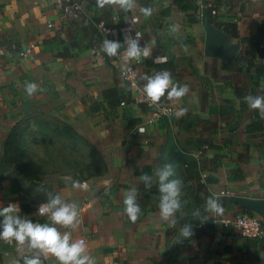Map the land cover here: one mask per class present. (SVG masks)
<instances>
[{"label": "crops", "instance_id": "1", "mask_svg": "<svg viewBox=\"0 0 264 264\" xmlns=\"http://www.w3.org/2000/svg\"><path fill=\"white\" fill-rule=\"evenodd\" d=\"M144 1L149 5L136 0L130 12L106 7L113 10L115 24L108 38L121 42L119 56L107 57L88 46L89 37L82 39L79 46L71 41L69 33L76 30L68 32L70 21L61 17L62 6L69 2L78 7L81 15L98 17L102 10L95 6V0H0V162L7 137L5 122L10 121L11 113H59L106 163L103 174L80 181L88 184V191L73 190L71 183L50 185L53 195L78 205V226L59 230L70 231L73 240L84 239L97 264H253L254 260L264 264L262 240L246 239L222 223L240 212L238 206L229 203L231 197L264 199V118L243 100L246 95H264V80L255 84L243 56L248 42L258 40L264 0L217 3V21L236 24L237 38L227 36L229 44L239 47L238 61L205 53L202 10L205 2L209 7L216 0H200L196 13L178 11L171 0ZM144 6L153 8L151 17L140 14ZM173 24L179 26L175 33L169 31ZM125 29L131 36L140 32L141 43H146L151 53L156 34L164 42L163 62L152 54L142 62H130L136 74V92L121 76ZM29 45L34 48L22 58L20 53ZM58 53L66 56L59 58ZM168 62L173 64V69L167 70L173 83L187 84L189 92L180 102L167 105L172 108L170 116L151 121L158 106L140 101L144 95L139 77L166 70L155 66ZM29 83L42 91L29 96L25 92ZM116 87L125 95L129 93L134 102L110 109L102 92ZM181 107L187 108L185 116H191L193 121V127L183 132L175 127L179 119L175 112ZM143 125L145 133L133 135ZM169 131L180 149L194 155L196 161L200 152L190 150L196 146L203 149L206 171L198 169L196 174L213 198L228 201L219 217L207 213L206 233L189 239L181 238L180 223L163 222L159 214L150 213L135 223L123 214L125 192L144 188L138 177L154 174L159 167L160 147ZM235 169L240 170L242 179H232L230 173ZM46 201L17 191L0 176V208L10 203L19 209L26 205L32 212L23 218H37L36 209ZM39 221L50 223L44 217ZM17 259L15 245L0 241V264H12ZM43 264L57 262L49 257L43 259Z\"/></svg>", "mask_w": 264, "mask_h": 264}, {"label": "clouds", "instance_id": "2", "mask_svg": "<svg viewBox=\"0 0 264 264\" xmlns=\"http://www.w3.org/2000/svg\"><path fill=\"white\" fill-rule=\"evenodd\" d=\"M136 5V0H95L98 9L106 7H117L122 11L130 12ZM140 14L145 17L153 15L151 6H144L139 9ZM178 25L173 24L169 31L177 32ZM124 45L126 46L121 63L122 78L134 79L135 73L129 67L131 61L142 62L151 56V48L142 44V34L136 32L135 36L128 35V29L123 30ZM121 42L117 39L105 38L100 47V52L107 57H118L120 54ZM159 62L166 60L164 57L155 58ZM143 81L142 92L147 102L159 106L162 100L177 103L189 92L187 84L180 85L173 83L172 74L167 71H159L152 75L139 77ZM139 87V85H138ZM38 90L37 85L29 83L25 87V92L31 96ZM247 106L252 110H257L264 118V95H246L243 98ZM187 114V108L181 107L176 112L177 118H182ZM140 132H144L141 128ZM145 189H152L155 185L159 192V217L163 222H170L175 225L176 214L181 210L182 181L178 175V165L167 162L159 166L154 174H141L138 177ZM71 181L73 190L88 191V184L78 180ZM105 183H110L106 181ZM139 190L132 188L125 192L123 198V214L127 216L131 223H135L141 212L137 202ZM221 202L213 197L206 199L204 212L219 217L223 214ZM198 216L200 212L196 213ZM36 215L46 218L50 223L33 222L30 219L19 215V208L16 204H8L0 208V241L6 244H14L19 259L12 261V264H43L44 258H53L57 264H97L96 258L92 256L84 239L73 240L70 231L59 230L75 229L79 224L78 205L74 202L68 203L62 200L60 195L47 193V201L39 205ZM209 217L203 216L201 221H206ZM191 225L185 224L180 229L182 239H189L192 236Z\"/></svg>", "mask_w": 264, "mask_h": 264}, {"label": "trees", "instance_id": "3", "mask_svg": "<svg viewBox=\"0 0 264 264\" xmlns=\"http://www.w3.org/2000/svg\"><path fill=\"white\" fill-rule=\"evenodd\" d=\"M141 2H144L145 5H149V2H146L144 0H139ZM199 1L200 0H171L172 5H174L178 11L180 12H192L196 13L199 8ZM219 0H216L212 3L211 6L207 7V2H205L206 7V17L210 24L220 29L223 33L228 35L231 38H237V27L234 23H220L217 21L215 15H212V11L216 10V6ZM113 10L111 8H105L102 10V13L100 16L96 17H86L83 15H78L77 18L73 19L69 23L68 32H70L72 29L76 30L74 33L70 32L69 36L71 41L76 42L79 46V42L82 41V39H85L89 37L88 46L92 49H96L100 51V47L102 45L103 40L106 38L104 35L99 33L97 26L99 24H102L103 27L106 30H112L115 28V24L112 22L113 17ZM257 35L258 40L256 41H249L247 44V48L243 53L244 58L248 62V66L246 67V70L249 72H252L255 79V84L257 85L259 83V80H264V17L259 19L258 27H257ZM155 47L152 49V56L154 57H161L164 54V42L161 37V35L156 34L155 35ZM66 55L64 53H58L59 58H64ZM157 69H166L171 70L173 69V64L171 62L163 63L162 65L155 66ZM240 70V69H238ZM102 98L108 105L110 109H114L119 105L122 104H130L134 101L132 100L131 95L128 93L125 95V93L121 92L117 87L112 89H107L102 92ZM170 102L165 100H162L161 106H167ZM139 108H142V104H138ZM40 116V117H38ZM37 117V118H36ZM39 119L43 120L40 121ZM49 116L46 113H38L37 116L31 117L27 122H31L32 124H35V122H38V127H41L43 129L50 128L51 124L48 122ZM55 126H53V131L57 134V136L74 141L79 142L84 145H86L90 152L96 157L98 162L103 166L104 170L106 167V163L103 159V157L96 152V150L78 133H76L70 125H68L64 121H55ZM175 127L178 131L183 132L187 131L188 129L193 127V121L192 117H186L183 116L182 118H179L175 122ZM28 129L30 126L25 125ZM19 123L14 124L9 134H7V137L4 141L3 147H2V158L0 162V176L1 179H8V176L6 175L7 166H9L12 163V157L14 155V151L19 149V138H21V135L19 133ZM249 129V128H248ZM189 141L186 142V145H189ZM195 149L190 150V153H196L197 151L200 152L198 154V161H195L193 163H190L187 165V167L184 169V172L182 174V191H181V203L182 208L181 210L176 214L175 219L177 220V223H180L181 226H184L185 224L191 225L192 228V236L191 238L195 237L196 235H203L207 232V227L205 225V221H201V218L203 216H207V213L204 212V204L207 198L212 197L210 193H208L206 186L200 181L198 172L201 170L202 172L206 171L204 166V159L203 149H200L199 146L194 147ZM234 180H240L242 179V174L239 169L232 170L230 173ZM101 174L98 173L96 175L90 176H100ZM14 178V181H18L19 176L12 175ZM17 191L20 190V186L17 184L13 186ZM218 200L221 202L222 206H226L228 204V201L223 198H218ZM137 202L140 206L141 212L139 214V218H142L150 213H156L159 214L158 209V202H159V192L154 185L152 189L148 190L145 188H142L139 190V194L137 197ZM239 214L241 213H248L251 215H254L252 212L244 209H239ZM32 212V209L29 206L21 205L19 209V215L21 217L27 216ZM200 212L201 215H197L196 213ZM138 218V219H139ZM30 220L33 221V218H30ZM258 220L260 221L263 229H264V222L261 221V219L258 217ZM176 223V224H177ZM262 240V239H261ZM264 243V239H263Z\"/></svg>", "mask_w": 264, "mask_h": 264}, {"label": "rangeland", "instance_id": "4", "mask_svg": "<svg viewBox=\"0 0 264 264\" xmlns=\"http://www.w3.org/2000/svg\"><path fill=\"white\" fill-rule=\"evenodd\" d=\"M40 112L42 111L16 110L9 116L10 121L5 122V134H9L14 124L19 123L20 126L19 149L14 151L12 163L5 169L13 186L17 184L22 193L44 200L47 199V193H51L52 182L68 185L71 181L65 180L66 177L81 181L106 171V167L104 170L86 145L57 136L53 126L55 121H63L59 113L42 112L49 116L48 122L51 126L48 129L38 127V122H27ZM25 125L30 127L25 129ZM12 175L19 176L17 182ZM263 239L264 237L262 244ZM254 261L253 264H260L258 260Z\"/></svg>", "mask_w": 264, "mask_h": 264}, {"label": "water", "instance_id": "5", "mask_svg": "<svg viewBox=\"0 0 264 264\" xmlns=\"http://www.w3.org/2000/svg\"><path fill=\"white\" fill-rule=\"evenodd\" d=\"M201 24L205 33V53L223 60L232 59L238 61L239 47L229 44L228 36L208 22L206 7H203L202 10ZM195 161L196 157L194 155L183 152L180 149L175 141L173 132L169 131L164 144L160 147L159 166L167 162L176 163L178 165V175L182 181L184 169L188 164ZM229 203L238 206L240 209L252 212L264 222V199L234 196L229 199Z\"/></svg>", "mask_w": 264, "mask_h": 264}, {"label": "built area", "instance_id": "6", "mask_svg": "<svg viewBox=\"0 0 264 264\" xmlns=\"http://www.w3.org/2000/svg\"><path fill=\"white\" fill-rule=\"evenodd\" d=\"M86 1V0H83ZM215 14V11H212V15ZM80 15V11L76 5L69 3H65L62 8H61V17L62 20L66 21H71L77 16ZM97 29L99 33L104 35L107 39L109 30H106L102 24H99L97 26ZM34 48V45H29V47L22 51L20 53V56L22 58H25L26 55ZM134 72V71H133ZM135 73V72H134ZM127 84L129 85V89L133 91H138L137 90V79H136V74L134 79H128L125 78ZM140 101L145 102L148 106L152 107V104L150 102H147L144 98H140ZM172 113V108L168 106H161V107H156L154 111L152 112V117L151 121H157L162 117H168ZM143 128L144 132H140V129ZM145 133V126H138L135 131L133 132V135H143ZM38 209V208H37ZM37 209L35 213H37ZM37 218H33V222H39V217L36 215ZM224 227L231 228L233 230L238 231L242 237L253 240V241H258L261 240L264 237V229L258 220V217L256 215H251L248 213H241L235 215L231 219L223 220L222 221Z\"/></svg>", "mask_w": 264, "mask_h": 264}]
</instances>
